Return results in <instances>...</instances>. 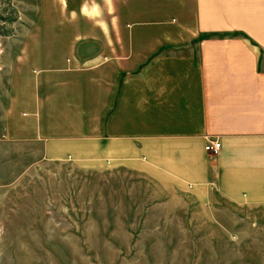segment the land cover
<instances>
[{"label":"crops","instance_id":"obj_1","mask_svg":"<svg viewBox=\"0 0 264 264\" xmlns=\"http://www.w3.org/2000/svg\"><path fill=\"white\" fill-rule=\"evenodd\" d=\"M33 1L0 40V223L78 165L109 230L169 238L150 252L264 264V0ZM167 6L184 40L151 36Z\"/></svg>","mask_w":264,"mask_h":264},{"label":"rangeland","instance_id":"obj_2","mask_svg":"<svg viewBox=\"0 0 264 264\" xmlns=\"http://www.w3.org/2000/svg\"><path fill=\"white\" fill-rule=\"evenodd\" d=\"M11 5L16 9L17 19L11 24H5L11 33L7 36L0 35V40L16 36L15 30L22 32L21 25L28 24L27 20L34 10L33 0H11ZM0 6H5L3 0H0ZM187 6L185 3V9ZM166 8L168 10L163 14H152L154 25L151 36L184 40L189 36L186 27L191 28L192 25L180 28L176 24L190 21V15L186 14L185 9L176 14L174 10H169L170 7ZM37 19L38 25L48 24L43 16ZM162 25L165 26L164 29ZM56 29L58 32L61 28L58 30L57 26ZM119 31L122 33L123 30ZM49 177L41 175L40 189L33 191L37 196L36 207L9 206L8 220L0 223V264H167L169 260L175 261L176 257L185 264H190V254L177 256L150 252V246H162L168 243L169 238L152 241L149 238L126 236L124 231L109 230L117 223L98 221L93 187L95 175L81 172L77 165L70 175L57 178L55 190H45L44 187H52L54 184ZM16 200L19 202V199ZM22 207L23 211L35 210L36 214H17Z\"/></svg>","mask_w":264,"mask_h":264},{"label":"trees","instance_id":"obj_3","mask_svg":"<svg viewBox=\"0 0 264 264\" xmlns=\"http://www.w3.org/2000/svg\"><path fill=\"white\" fill-rule=\"evenodd\" d=\"M5 6H0V35L7 36L11 33L5 24H11L17 19L15 7L11 5V0H3Z\"/></svg>","mask_w":264,"mask_h":264},{"label":"built area","instance_id":"obj_4","mask_svg":"<svg viewBox=\"0 0 264 264\" xmlns=\"http://www.w3.org/2000/svg\"><path fill=\"white\" fill-rule=\"evenodd\" d=\"M205 139L204 150L211 155L218 154L221 147L220 141L217 138L211 137Z\"/></svg>","mask_w":264,"mask_h":264}]
</instances>
